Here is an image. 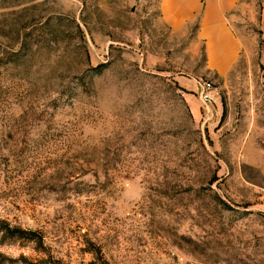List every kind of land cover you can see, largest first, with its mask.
I'll use <instances>...</instances> for the list:
<instances>
[{"label":"rangeland","instance_id":"obj_1","mask_svg":"<svg viewBox=\"0 0 264 264\" xmlns=\"http://www.w3.org/2000/svg\"><path fill=\"white\" fill-rule=\"evenodd\" d=\"M160 3L0 0V264H264V0L226 80Z\"/></svg>","mask_w":264,"mask_h":264},{"label":"crops","instance_id":"obj_2","mask_svg":"<svg viewBox=\"0 0 264 264\" xmlns=\"http://www.w3.org/2000/svg\"><path fill=\"white\" fill-rule=\"evenodd\" d=\"M242 0H161V21L180 31L199 21L195 42L202 44L205 70L217 80H226L233 73L249 40L240 36L231 15ZM264 67V50L261 53ZM264 80V79H263Z\"/></svg>","mask_w":264,"mask_h":264},{"label":"built area","instance_id":"obj_3","mask_svg":"<svg viewBox=\"0 0 264 264\" xmlns=\"http://www.w3.org/2000/svg\"><path fill=\"white\" fill-rule=\"evenodd\" d=\"M198 82V96L201 101V108L203 110V118L206 121L211 120L215 116L216 105V88L211 81H197Z\"/></svg>","mask_w":264,"mask_h":264},{"label":"trees","instance_id":"obj_4","mask_svg":"<svg viewBox=\"0 0 264 264\" xmlns=\"http://www.w3.org/2000/svg\"><path fill=\"white\" fill-rule=\"evenodd\" d=\"M3 229L11 237H22L30 240H35L40 245H42V236L39 235L37 232L24 231L18 228H11L10 226H5Z\"/></svg>","mask_w":264,"mask_h":264}]
</instances>
